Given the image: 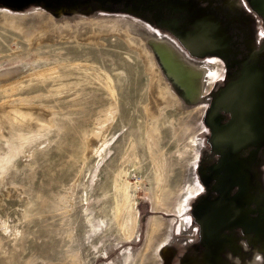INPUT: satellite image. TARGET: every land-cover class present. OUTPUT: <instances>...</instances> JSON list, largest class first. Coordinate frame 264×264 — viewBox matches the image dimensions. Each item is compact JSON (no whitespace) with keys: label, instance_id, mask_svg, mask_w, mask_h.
Returning <instances> with one entry per match:
<instances>
[{"label":"rangeland","instance_id":"obj_1","mask_svg":"<svg viewBox=\"0 0 264 264\" xmlns=\"http://www.w3.org/2000/svg\"><path fill=\"white\" fill-rule=\"evenodd\" d=\"M0 18V264H264V132L234 156L219 139L229 104L264 116V0H0ZM168 48L201 73L193 97Z\"/></svg>","mask_w":264,"mask_h":264},{"label":"flooded vegetation","instance_id":"obj_2","mask_svg":"<svg viewBox=\"0 0 264 264\" xmlns=\"http://www.w3.org/2000/svg\"><path fill=\"white\" fill-rule=\"evenodd\" d=\"M21 1L34 2V1H37V0H21ZM57 1H59V2L61 1L62 2L64 0H57ZM165 1H167V0H165ZM165 1L163 0V2H165ZM132 3H134V2L132 1ZM229 7L232 8V9H235V8H233V6H230L229 5ZM236 10L238 12L239 9H236ZM195 21H197V19L194 17L193 22H195ZM195 25H197V23L196 24L195 23H192V26L194 28L196 27ZM192 31L190 30V32H192ZM212 41H214V39H213V35L210 33V29L209 28L208 29L207 28H203V31L202 30L195 29L194 34L188 36V38H187V43H188V48L187 49L190 51V53L194 57H200V58H202L204 55H198L197 53L203 54V53L209 52ZM193 52H195L196 54H194ZM237 56L238 57L240 56L242 58V55L241 54L240 55H237ZM232 59H230V60H232ZM243 59L244 58H242V60ZM233 61L234 62H232V65L235 63V60L234 59H233ZM219 62H220V63H218L219 66L222 65V64L225 65V63L221 59H220ZM235 67L236 66H233V68H235ZM236 70L240 71V69H234V70H229V71L232 72V71H236ZM259 76H260L259 70L255 69L253 71H250L249 72V75L247 77V81L249 83H251V85L255 86V88H257L255 90H258V88H259L258 87V85H259V82L258 81L260 80L259 79L260 78ZM255 94H257V92H255ZM228 108L230 110V112H229L230 113L229 118H230V121H232V126L228 127L227 130L220 128L221 134H220L219 139L221 141H224L225 139L227 140L226 145L231 148V150L233 151L232 152L233 153V156H234L237 153L238 148H239V146H240V144L242 142L241 140L254 139V138H256L258 136L257 134L259 133V131L262 130L264 132V116L263 115L262 116L261 115H258V116L256 115L255 117L258 119V121H252L250 118H246V116H245V118H243L242 116H240V113L236 112V109L231 110L230 104L228 105ZM242 108H243V106H240V110ZM251 122L253 123V125H251ZM250 126H252V128H250ZM252 132H253V134H252ZM263 138H264V135H263ZM252 148L253 147L251 145H249L248 147H245L244 150H245V152H247L249 149H252ZM263 149H264V142L260 146L259 149H256V151H258L257 156L259 155V153L261 151L264 152ZM251 170H253V167H251ZM240 174L241 173L239 172L238 175H237V178H236L237 181L238 180H241V176L242 175H240ZM237 186L238 185H236L235 187H233V189H232L231 192H234L235 190H237ZM218 191L219 190H217L216 192H218ZM231 213L232 212H229L228 217H231V220H234L236 217L232 216ZM243 227H244L243 225L239 226L240 229L243 228ZM232 229L235 230V229H238V227L233 226Z\"/></svg>","mask_w":264,"mask_h":264},{"label":"bare ground","instance_id":"obj_3","mask_svg":"<svg viewBox=\"0 0 264 264\" xmlns=\"http://www.w3.org/2000/svg\"><path fill=\"white\" fill-rule=\"evenodd\" d=\"M4 18V17H3ZM2 20V18H0ZM22 20L23 18H17L15 16H10L7 15V17L4 18V22L7 24V26H11L14 28H21L22 26ZM41 22L39 24V27H37V29L35 28V31L39 32V33H46L47 30V26H49L52 22L50 18H41L40 19ZM50 28V26H49ZM33 31V30H32ZM33 31V32H35ZM48 31V30H47ZM31 33V32H29ZM38 33V34H39ZM32 36V35H31ZM37 36V35H36ZM35 36V38H37ZM93 39V38H92ZM96 39V38H95ZM95 41V40H94ZM92 42V41H91ZM142 51L145 52V57L147 58L146 61L148 62V65L150 66V60H153V56L146 50V48H142ZM174 50V49H173ZM175 52V51H174ZM172 50H170V48L166 49L165 51H163L161 54L162 56H166V58L173 63L172 66H169L170 63H167V67L168 70L170 72V74L176 79L177 84L182 88V90L188 95L193 97L195 93H198L200 90V75L201 73L199 71H197V73H195V69L190 68L191 66H189L188 64H183V62H181L180 60H177V55L174 53ZM165 59V58H164ZM151 69V67H149ZM151 70H154L153 68ZM160 73V72H159ZM157 74V73H156ZM161 74V73H160ZM155 77V76H154ZM162 77V76H161ZM160 77V78H161ZM161 80V79H160ZM163 80V79H162ZM162 80L160 81L161 83ZM155 85V84H154ZM153 85V87H154ZM165 87V86H164ZM163 93L162 96L167 98V102H169V100L171 101L172 99H176V97L172 94L169 93V89L168 88H163ZM166 89V90H165ZM157 92V91H155ZM161 95L158 96V94L156 93L155 95L153 94L152 96V112L159 116L160 114V110L159 107L162 104L161 101ZM173 103V102H172ZM2 112V111H1ZM27 113V112H26ZM1 122H3L6 117H1ZM104 128V126H103ZM102 128V129H103ZM94 138L96 139L97 137L94 136ZM93 145V144H92ZM118 223L122 226H124V219L121 218V214L120 212L117 213L116 215ZM162 227V222L158 219H154L152 218L150 221V233L151 234H157L159 233V231L161 230ZM150 242V241H149ZM148 242V243H149ZM168 243V238L164 237L160 243L157 245V247L155 248L154 254H152V261L156 260V261H161L162 260V256L159 254L160 249L165 246ZM150 250V245H147L146 247V252ZM142 258V262L140 264H148L146 262H148V258L146 255L142 254L141 256ZM133 260V259H132ZM129 260V261H132ZM139 261V260H138ZM155 262V261H154ZM128 263V262H127ZM131 263V262H130ZM138 262H136L137 264ZM152 263V262H151Z\"/></svg>","mask_w":264,"mask_h":264}]
</instances>
